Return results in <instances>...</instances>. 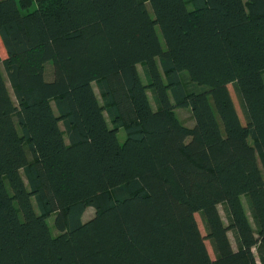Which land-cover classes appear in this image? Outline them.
Instances as JSON below:
<instances>
[{
	"label": "trees",
	"instance_id": "trees-1",
	"mask_svg": "<svg viewBox=\"0 0 264 264\" xmlns=\"http://www.w3.org/2000/svg\"><path fill=\"white\" fill-rule=\"evenodd\" d=\"M0 43V264H264V0H0Z\"/></svg>",
	"mask_w": 264,
	"mask_h": 264
},
{
	"label": "rangeland",
	"instance_id": "rangeland-1",
	"mask_svg": "<svg viewBox=\"0 0 264 264\" xmlns=\"http://www.w3.org/2000/svg\"><path fill=\"white\" fill-rule=\"evenodd\" d=\"M36 7V4L33 3L28 11H31L33 10L34 8ZM1 43H0V56L1 58H4L5 57V53L2 52L1 50ZM52 63L49 61L46 66L47 67H51ZM138 69L139 71L141 72V77H142V80L145 82V78L143 77V74H142V68H141V65H138ZM95 86V85H94ZM229 90H230V93H231V96L233 98V101H234V104H235V107L238 111V114L240 116V119L242 122H244V117H243V114H242V111H241V108L239 106V102H238V99L233 91V88H232V85H229ZM96 91H97V88H95ZM175 112L178 116V118L181 120V122L186 125V126H191L193 124V117L191 115V111H190V108H176L175 109ZM117 137H118V140L119 142H123V140L125 139L126 135H125V131L121 128L119 129L118 133H117ZM35 207V210H37L36 206ZM219 211H220V214L223 218V221L225 223H227V220H226V216H225V212L223 210V207L222 205H219ZM93 215V209L92 208H87L85 213H84V216L83 218L86 220L88 218H90L91 216ZM53 218H54V214H51L48 218H47V223L50 227V230H51V233L54 235L57 233V230L55 229L54 225H53ZM195 218H196V221L198 223V226H199V229L201 231V233L204 235L205 234V230H204V227H203V224H202V221H201V218L199 216V214H195ZM228 235H229V238L231 240V243H232V246L235 248L236 247V244H235V240H234V237H233V234H232V231H228ZM205 244H206V247H207V250L210 254V256L213 258L214 257V254H213V251H212V248H211V245L209 243L208 240H205Z\"/></svg>",
	"mask_w": 264,
	"mask_h": 264
}]
</instances>
